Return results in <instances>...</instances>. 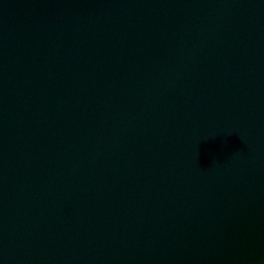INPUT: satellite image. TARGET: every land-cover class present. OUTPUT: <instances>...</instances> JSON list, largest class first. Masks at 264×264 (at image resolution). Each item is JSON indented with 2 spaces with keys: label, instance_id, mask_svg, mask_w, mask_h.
<instances>
[{
  "label": "water",
  "instance_id": "95a60500",
  "mask_svg": "<svg viewBox=\"0 0 264 264\" xmlns=\"http://www.w3.org/2000/svg\"><path fill=\"white\" fill-rule=\"evenodd\" d=\"M0 264H264V0H0Z\"/></svg>",
  "mask_w": 264,
  "mask_h": 264
}]
</instances>
